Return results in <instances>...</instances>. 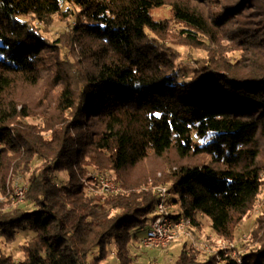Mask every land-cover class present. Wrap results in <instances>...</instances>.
I'll use <instances>...</instances> for the list:
<instances>
[{"label":"trees","instance_id":"trees-1","mask_svg":"<svg viewBox=\"0 0 264 264\" xmlns=\"http://www.w3.org/2000/svg\"><path fill=\"white\" fill-rule=\"evenodd\" d=\"M164 6L0 0V237L29 232L23 258L0 251V264H101L109 253L134 264L131 246L142 248L163 183L175 217L196 230L205 218L231 240L264 193V0H175L170 19H154ZM55 18L70 29L50 42ZM173 30L189 44L166 43ZM179 47L205 57L189 56V66ZM40 86L37 104L24 100L22 88ZM170 152L209 162L134 176L146 158ZM88 173L120 192L89 189ZM13 179L25 182L18 205ZM250 239L242 264H264V211ZM199 254L182 246L165 264H236L224 250Z\"/></svg>","mask_w":264,"mask_h":264},{"label":"rangeland","instance_id":"rangeland-1","mask_svg":"<svg viewBox=\"0 0 264 264\" xmlns=\"http://www.w3.org/2000/svg\"><path fill=\"white\" fill-rule=\"evenodd\" d=\"M175 0H164L165 6L156 9L153 11L154 19L156 20H165L171 18V11L169 4H171ZM193 4L198 8L201 12L202 10L205 12H209L210 9L207 4L203 5L199 1H193ZM64 6V5H63ZM48 32L45 34V38L47 41L52 42L56 39L61 33V31H68L70 29L69 24L65 22H57L56 18L54 19L52 26L46 28ZM179 36V32L173 30L170 32L167 37H165L166 43L171 42H180L182 44H186L189 42H185L184 39L177 40ZM197 46H201V44H197ZM0 47H2V43L0 41ZM183 54L186 55L185 61L189 62V66H192L191 59L192 57H205V52L201 50H196L191 47H179L178 48ZM4 56L0 51V60L3 59ZM189 59V60H188ZM22 95L24 100H34L37 104L39 99H41V92L43 91L42 87L36 88H22ZM29 123H34L31 120H27ZM209 157L207 156H197L191 157L187 159H179L174 152L167 153L165 156L161 158H156L153 156H149L146 158L140 165H138L134 170L133 174L135 177L139 178H151L157 174L156 177L160 176V173L171 171L174 164L177 165H197L208 163ZM112 181V180H110ZM18 183L20 186L25 188V182L19 179H13L10 181V187L12 189V193L14 191L15 183ZM113 182V181H112ZM114 183V182H113ZM115 184V183H114ZM160 186H165L170 188L171 186L168 183L159 184L154 188L156 189ZM3 200L0 199V202ZM13 205V201H12ZM171 211H175L174 207H170ZM264 211V193L261 192L256 201L254 208L251 212L248 213L246 218L239 224L236 229L235 236L231 240H224L214 235L209 228V221L205 218H201V229L196 230L191 226V224L186 229L188 236H182L179 241L170 245L166 250H155V249H145L144 247L138 248L136 244L131 246V253L134 257V264H165L169 262V260L175 259V256L179 253L182 246L187 248L194 247L195 250L199 251V259H206L209 256H213L217 254L219 250H224L230 257L240 258L241 255L249 252L250 249L255 247L256 243L252 242L250 239V233L255 228V219L259 217ZM139 230V229H138ZM32 236V232H30ZM29 239V232L25 231L16 236V239L13 242L4 241L0 237V251L4 252L6 255H11L15 260L23 258L22 246ZM233 245V247L231 246ZM246 245V246H243ZM176 247L175 251H171L172 248ZM223 247H229L228 249H222ZM237 248V249H236ZM226 256V255H225ZM101 264H118L113 254L109 253L108 259L103 261Z\"/></svg>","mask_w":264,"mask_h":264},{"label":"built area","instance_id":"built-area-1","mask_svg":"<svg viewBox=\"0 0 264 264\" xmlns=\"http://www.w3.org/2000/svg\"><path fill=\"white\" fill-rule=\"evenodd\" d=\"M87 177L92 179V187L89 189L93 191L112 194L120 192L119 188L102 173H88ZM15 187L13 205H18L23 203L25 188L17 183H15ZM172 196V191L168 187L160 186L156 189L157 201L153 211V219L141 240V246L145 249L166 250L170 245L179 241L182 236H188L186 229L191 224L190 220L174 216L175 214L172 213L168 204ZM231 246L233 247V245ZM228 248L223 247L222 249ZM225 255L228 256L226 252ZM235 260L236 264H242L240 258H235Z\"/></svg>","mask_w":264,"mask_h":264},{"label":"crops","instance_id":"crops-1","mask_svg":"<svg viewBox=\"0 0 264 264\" xmlns=\"http://www.w3.org/2000/svg\"><path fill=\"white\" fill-rule=\"evenodd\" d=\"M144 234H145V232H144ZM143 236H144V235H143ZM175 249H176V247L172 248V249H171V251H173V252H174V251H175Z\"/></svg>","mask_w":264,"mask_h":264}]
</instances>
